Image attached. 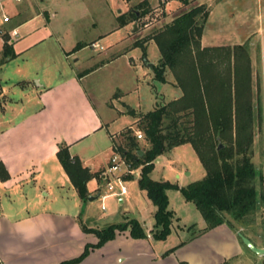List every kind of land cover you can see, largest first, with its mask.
Returning a JSON list of instances; mask_svg holds the SVG:
<instances>
[{"label":"crops","instance_id":"crops-1","mask_svg":"<svg viewBox=\"0 0 264 264\" xmlns=\"http://www.w3.org/2000/svg\"><path fill=\"white\" fill-rule=\"evenodd\" d=\"M176 1L172 0V4ZM57 2L60 1L0 0V59L5 34L16 54L0 66V162L9 175L7 181L0 180V264H63L80 257L87 245L99 242L94 233L81 227L82 199L57 153L61 146H68L84 167L93 173H104L118 145L117 136L127 129L113 130L117 119L126 114L113 115L111 119L108 117L112 115L101 114L85 88L88 75H83L82 69L93 60L78 56L88 42L75 49L80 41L74 33L60 29ZM4 15L9 22L4 21ZM88 41L93 48L98 47L96 40ZM123 55L125 52L117 57L108 54L102 67L115 64ZM10 67L14 78L5 79ZM133 118L128 128L134 130L139 119ZM138 179L132 182L138 184ZM91 181L101 185L97 178ZM88 190L90 196L97 193L91 190L90 182ZM27 196L33 198L29 205L16 204ZM51 196L59 199L58 207L52 206L48 199ZM119 203L123 204L124 199L120 197ZM142 225L148 238L134 239L129 230L117 231L113 240L91 249L81 262L70 264H195L192 258L180 255L184 250L189 255L203 253L201 264H222L245 254L238 232L226 224L191 241L172 245L169 237L165 241L153 238L154 218L149 225Z\"/></svg>","mask_w":264,"mask_h":264},{"label":"trees","instance_id":"trees-1","mask_svg":"<svg viewBox=\"0 0 264 264\" xmlns=\"http://www.w3.org/2000/svg\"><path fill=\"white\" fill-rule=\"evenodd\" d=\"M180 1L183 4L180 13L148 40L156 42L161 54L153 69L155 80L165 84L171 74L175 79L173 85L182 90V96L165 105L157 104L153 111L137 117L138 131L144 133L148 144L146 149L129 128L125 145L117 146L118 151L133 169L141 170L139 188L157 208L151 230L155 240L165 241L172 233L173 213L169 210L167 191L174 187L169 181L151 177L155 161L179 146L190 144L206 176L181 188L180 192L195 204L206 223L198 236L226 224L234 231L242 227L245 236L264 248V241H258L246 230L249 219L252 220L264 203V175L252 161L255 127L264 125V98L260 86L254 94L250 46L246 43L233 47H202L210 10L198 4L200 0ZM148 5L149 1L145 0L138 8L144 10ZM148 11L145 9L142 14ZM132 16L137 19L136 14ZM129 22L120 21L122 26ZM3 38L0 66L16 56L10 38L6 34ZM140 151L144 153L142 156ZM57 157L79 197L87 199L90 196L88 183L99 174L84 167L78 157L71 155L68 146H61ZM8 179L5 166L0 162V180ZM81 227L87 233H94L99 242L87 245L80 257L63 264L81 262L91 249L101 248L113 240L117 231L129 230L134 239L148 238L142 223L136 219L102 230L89 229L82 223ZM253 255L261 257L264 264V256ZM234 260L222 264H231Z\"/></svg>","mask_w":264,"mask_h":264},{"label":"rangeland","instance_id":"rangeland-1","mask_svg":"<svg viewBox=\"0 0 264 264\" xmlns=\"http://www.w3.org/2000/svg\"><path fill=\"white\" fill-rule=\"evenodd\" d=\"M59 1L56 10L59 17L57 21L61 23L60 29L75 34L80 41L75 48L77 50L79 46H85L84 42H88L78 56L83 60H93L82 69V74L88 75L84 81L85 88L91 93L101 114L112 115L108 117L110 119L113 115L126 114L118 118L113 126V130L116 131L127 128L116 138L117 146H123L129 129L128 124L133 123L134 116L140 117L153 111L157 104L165 105L182 96V90L173 85L175 79L171 74H168V82L165 84L155 80L153 70L148 64H153L154 67L158 65L161 54L156 42L148 38L169 24L180 13L183 4L180 0L173 4L172 0H148L149 5L144 10L149 11L142 14L144 10L138 8V5L145 0H71L69 3ZM248 1V3L241 0L199 2L198 4H204L210 10L201 44L202 47H233L248 43L254 94H257L260 86L264 98V0H251L252 4L250 0ZM60 4L64 7H59ZM132 13L137 15V19ZM122 16L125 18L120 20ZM124 20L131 22L122 26L120 21ZM90 39L97 41V48H93L89 43ZM124 52L125 55L115 64L102 67L108 54L117 57ZM11 67L6 70L5 79L14 78ZM139 124L138 120L133 126L134 136ZM135 137L144 149L148 147L145 136L143 139ZM252 161L264 175V125L255 127ZM140 172L141 170L137 169L133 174L125 176L127 186L140 177ZM98 174L97 180L103 185L104 173ZM205 176L206 171L190 144L179 146L155 161L151 177L157 181H169L174 186L167 191L169 210L173 213L170 245L188 242L205 228L206 223L200 211L180 192L181 188L201 181ZM97 187V181H90V188L96 189L94 197L97 198L91 201L88 197L80 204L79 211L85 225L102 230L134 219L147 225L152 222L157 208L149 201L147 194L140 190L137 182H132L128 188L129 193L122 197L123 204L119 203L116 196L110 197L103 204L101 197H98ZM68 198L66 201L70 206L72 203L69 196ZM48 199L52 201L54 208L58 207L59 199L54 196ZM48 199L41 198L42 201ZM32 201L33 198L27 196L26 199L16 201V204L20 202L29 205ZM251 219L246 230L258 241H264V203ZM242 230V227H237V232ZM243 247L245 254L231 264H262L261 257H255L245 245ZM183 253L180 255H187L195 260V264H201L203 253L189 255L187 250Z\"/></svg>","mask_w":264,"mask_h":264},{"label":"built area","instance_id":"built-area-1","mask_svg":"<svg viewBox=\"0 0 264 264\" xmlns=\"http://www.w3.org/2000/svg\"><path fill=\"white\" fill-rule=\"evenodd\" d=\"M16 3H21L23 0H14ZM4 21L9 22L10 18L4 15ZM13 34L16 35V30L13 31ZM95 46V45H94ZM138 139H143V134L141 132H136ZM133 169L129 163L125 160L123 155L118 151V148L114 147V153L111 157V164L109 168L104 172L103 179L105 183L100 185L98 190V197H101L103 204L110 197L122 198L123 196L129 193L127 186V181L125 176L128 174H133ZM105 208V205H103Z\"/></svg>","mask_w":264,"mask_h":264},{"label":"water","instance_id":"water-1","mask_svg":"<svg viewBox=\"0 0 264 264\" xmlns=\"http://www.w3.org/2000/svg\"><path fill=\"white\" fill-rule=\"evenodd\" d=\"M135 30L137 29V26H134ZM150 66V68L153 70L154 69V65L153 64H148ZM130 111L132 109H129ZM222 148V145L219 146V149ZM144 153L142 151H140V155L142 156ZM97 197H93L90 196L89 200H95ZM238 236L241 239L242 243L245 245V247H247L251 252H253L256 255L259 256H264V248H260L257 245H255V243L248 238L247 236H245L242 232H238Z\"/></svg>","mask_w":264,"mask_h":264}]
</instances>
